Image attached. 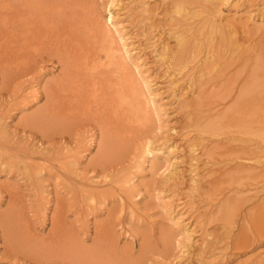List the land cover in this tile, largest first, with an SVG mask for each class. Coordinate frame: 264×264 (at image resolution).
<instances>
[{
	"label": "bare ground",
	"instance_id": "6f19581e",
	"mask_svg": "<svg viewBox=\"0 0 264 264\" xmlns=\"http://www.w3.org/2000/svg\"><path fill=\"white\" fill-rule=\"evenodd\" d=\"M120 2L109 0L105 17L97 12L94 0H0V73L8 78L7 81L29 74L41 62L43 65L51 61L61 69L39 88L44 87L46 91L43 107L25 116L22 122L40 128L43 136L49 138L55 133H70L79 122L89 121L100 135L98 151L101 150L100 155L90 158L89 162L102 173L124 154L126 143L135 132H141L142 127L153 122L158 123L160 130L164 126L162 104L153 88L155 82L143 67L139 51L118 17L119 12L115 11L120 9ZM170 3L164 7L166 12L172 7ZM141 5L146 12L154 7L146 0H142ZM223 5L229 8L225 11ZM173 8L176 14H168L173 18L169 20L172 27L168 24L171 31L168 30L172 36L178 34L179 47L169 68L175 67L182 72L191 63L201 66V75L206 84L210 83L205 88L202 87L204 81L197 83L202 94L199 101L212 112L201 128L224 140L214 148L205 149V153L211 157V166L226 156L223 166L232 164L231 170L239 173L236 177L229 171L233 174L223 180L230 186L237 181L241 188L233 189L234 192L226 197V204L213 210L212 221L222 223L224 234L217 236L206 232L202 241L203 248L214 246L222 251L224 258L228 249L234 254L241 253L264 239V219L261 218L264 201L246 211L243 208L264 190V169L256 170L257 165L264 164V144L248 141L251 135H259L264 141V33L259 38L255 36L264 30V0H173ZM256 12L263 21L255 19ZM147 17L152 19L153 16ZM163 19L166 20L162 18L161 21ZM152 21L153 27L156 20ZM162 49L160 52L156 48L161 56H157L158 59L165 58L169 45L165 44ZM90 136L93 141L94 133ZM149 145L148 141L144 151L152 154ZM190 147L194 149V144ZM167 149L173 152L170 146ZM7 154L1 159L3 169L19 165V158L15 159L17 154ZM59 163L67 168L65 162ZM193 164L192 182L197 186L200 183ZM28 166L35 175L43 169L32 161ZM223 166L210 167L207 177L220 173ZM120 182L124 187L125 182ZM260 183H263L262 189L258 190ZM252 186L255 188L251 189ZM13 200L11 214L16 222L27 226L29 232L30 220L27 222L20 210L15 211L21 202ZM63 203L57 202L46 240L39 243L33 238L34 244L41 247L36 251L37 257H33L36 262L129 264L134 259L132 249L118 248L110 223L98 225L93 245H85L78 234L63 223ZM190 227V221L181 227L187 241L195 233ZM189 245L183 242L182 247L186 249L181 251L185 253ZM259 256L258 259L249 257L239 264H264V252Z\"/></svg>",
	"mask_w": 264,
	"mask_h": 264
},
{
	"label": "rangeland",
	"instance_id": "374dc122",
	"mask_svg": "<svg viewBox=\"0 0 264 264\" xmlns=\"http://www.w3.org/2000/svg\"><path fill=\"white\" fill-rule=\"evenodd\" d=\"M108 1L94 0L100 10L97 12H102L105 17L108 15L105 8ZM121 1L120 9L115 11L119 12L118 17L132 37L143 67L155 82L153 88L162 104L164 126L160 130L158 123L153 122L142 127L141 132H135L131 141L126 143L124 154L102 173L89 162L101 151H98L100 135L89 121L79 122L70 133H55L49 138L43 136L40 128L22 122L25 116L43 107L46 91L44 87L39 88L59 74L61 69L58 66L51 61L43 65L41 62L29 74L11 77L9 81L0 73V161L5 158L2 157L4 153L17 154L15 159L20 160L18 166L7 169H3L0 162V264H41L33 258L37 257L36 251L41 250L33 238L36 237L39 243L46 240L57 202L61 201H64L65 212L62 221L66 222L63 223L69 225L68 228L87 246L93 245L97 226L110 223L118 248L132 249L134 259L129 264H239L249 257L258 259L264 252L263 238L246 249L248 251L234 254L228 249L224 258L222 251L214 246L203 248L202 245L206 232L217 236L224 234L222 223L212 221L213 210L224 206L226 197L234 192L232 190L241 187L237 181L230 186L223 180L233 174L229 172L232 164L223 166L226 156L211 166V157L205 153V149L214 148L223 139L207 134L201 128L212 114L209 107L200 102L202 94L197 83L204 81L203 88L210 83L206 84L201 75V66L191 63L182 72L175 67L169 68L179 47L178 34L172 36L170 32L169 20L173 19L170 15L175 13L173 0H146L148 5L157 7H150V12L144 11L142 0ZM169 1L172 7L168 13L164 7ZM223 8L226 11L229 7L223 5ZM258 14L256 12L255 19L263 21L264 17L261 20ZM149 15L153 16L152 19H148ZM162 18L166 20L163 22ZM150 20H156L155 27V23L153 27L150 25ZM263 33L261 30L255 36L259 38ZM164 43L169 45V50L161 60L157 51L163 50ZM91 132L95 136L93 141ZM250 137V143L264 144L259 135ZM148 141L152 154L144 151ZM169 146L172 153L167 149ZM256 156L258 158L259 154ZM31 161L43 167L36 175L28 166ZM62 161L67 168L61 166L59 162ZM193 163L200 183L197 186L192 182ZM218 166H223L221 172L207 177L210 167ZM261 168L264 169V164L260 163L256 170ZM232 172L238 177L239 173ZM120 181L125 182L124 187ZM261 184L258 190L262 189ZM13 199L21 202L15 211L20 210L21 216L27 222L30 220L29 232L28 227L16 222L11 214ZM263 201L264 190H261L243 208L246 211ZM189 221L195 233L187 241L181 227ZM236 234L231 235L235 237ZM185 241L191 246L183 253Z\"/></svg>",
	"mask_w": 264,
	"mask_h": 264
}]
</instances>
